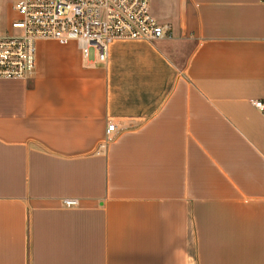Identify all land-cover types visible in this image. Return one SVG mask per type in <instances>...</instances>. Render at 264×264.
Masks as SVG:
<instances>
[{
	"label": "crops",
	"instance_id": "crops-1",
	"mask_svg": "<svg viewBox=\"0 0 264 264\" xmlns=\"http://www.w3.org/2000/svg\"><path fill=\"white\" fill-rule=\"evenodd\" d=\"M148 8L170 36L0 78V264H264V0Z\"/></svg>",
	"mask_w": 264,
	"mask_h": 264
},
{
	"label": "built area",
	"instance_id": "built-area-1",
	"mask_svg": "<svg viewBox=\"0 0 264 264\" xmlns=\"http://www.w3.org/2000/svg\"><path fill=\"white\" fill-rule=\"evenodd\" d=\"M10 15L0 28V78H28L35 72L38 39L58 43L75 41L82 56L92 50L104 61L116 39L154 40L170 36L166 23L149 12V0H11ZM264 113V100L251 99ZM124 127L110 120L105 125L104 146ZM64 206L77 204L76 198L63 197Z\"/></svg>",
	"mask_w": 264,
	"mask_h": 264
},
{
	"label": "rangeland",
	"instance_id": "rangeland-1",
	"mask_svg": "<svg viewBox=\"0 0 264 264\" xmlns=\"http://www.w3.org/2000/svg\"><path fill=\"white\" fill-rule=\"evenodd\" d=\"M11 0H0V28L4 30L7 26L10 15H13V11L10 9ZM89 55H92V50L89 49Z\"/></svg>",
	"mask_w": 264,
	"mask_h": 264
}]
</instances>
